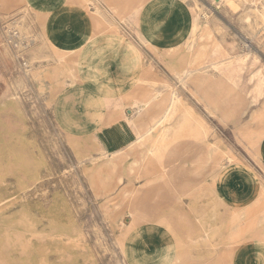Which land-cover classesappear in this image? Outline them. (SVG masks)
I'll return each instance as SVG.
<instances>
[{
	"label": "rangeland",
	"instance_id": "1",
	"mask_svg": "<svg viewBox=\"0 0 264 264\" xmlns=\"http://www.w3.org/2000/svg\"><path fill=\"white\" fill-rule=\"evenodd\" d=\"M255 1L258 8L250 0H126L121 11L132 36L111 39L103 53L84 49L79 61L44 39L42 17L29 3L0 0V264L170 262L156 232L131 230L152 216L157 224L167 206L202 208L194 218L212 244L187 247L175 238L176 264H199L200 250L203 263L229 254L230 226L218 248L206 219L221 206L211 191L220 169L260 164L264 21L256 8L264 3ZM83 3L101 11L102 0ZM118 51L125 75L142 67L132 77L142 82L141 97L113 104L102 135L67 133L54 117L55 99L79 78L77 67H89L96 80L95 67H114ZM188 74L223 81L221 111ZM184 172L200 182L186 194L175 183Z\"/></svg>",
	"mask_w": 264,
	"mask_h": 264
},
{
	"label": "crops",
	"instance_id": "2",
	"mask_svg": "<svg viewBox=\"0 0 264 264\" xmlns=\"http://www.w3.org/2000/svg\"><path fill=\"white\" fill-rule=\"evenodd\" d=\"M25 1L41 15L44 39L58 50L75 53L79 61L85 57V53L89 56L93 49L105 52L111 39L124 42L127 34L132 36L126 26L127 23L131 25V22H128L129 16L125 11H121L126 5V0H102V4H99L100 15L86 8L83 0ZM141 7L142 4L140 9ZM84 49L87 52L84 53ZM118 52L114 57V67H95L100 74L96 80L89 77V67H77L79 78L64 86L55 99L52 108L54 117L67 133L102 135L105 128L103 121L114 116L113 104H127L131 103V97H141L142 82L132 77H140L142 67H133L129 74L125 75V67L117 65L125 62L126 55ZM103 71L108 75H101ZM258 157L259 165L252 161L228 164L221 168L213 179L211 191L221 206L212 210L208 214L210 218L206 219V223L210 221L211 226L208 231L211 238L209 241L218 242L214 246L219 248L227 236L228 224L231 245L229 254L226 253L228 256L220 252L221 258L214 259L213 262L205 257L203 263L204 253L200 250L199 264H264V172L261 169L264 168V137L258 147ZM185 173L187 172L175 181L183 194L196 189L200 184L199 179ZM200 186L198 190L201 189ZM165 195L166 201L172 200L171 190L167 189ZM161 210L165 213L157 214V224L152 216L149 225L142 224L131 229L134 232L150 229L157 233L160 239L158 241L162 246L166 245L169 250L168 257L172 258L170 262L167 260L161 264H176L172 252L174 247H178L174 244L175 238H179V241L184 239L188 242L185 245L187 247L202 249L212 245L206 243L207 235L202 237V230L194 218L200 214L198 212L201 211L198 210L202 208L197 209L195 213H185L180 208L168 206ZM160 217L163 218L161 222ZM240 220H246V223L240 225ZM169 232L173 233V236ZM192 242L197 243L192 245ZM128 261L134 264L130 259Z\"/></svg>",
	"mask_w": 264,
	"mask_h": 264
},
{
	"label": "bare ground",
	"instance_id": "3",
	"mask_svg": "<svg viewBox=\"0 0 264 264\" xmlns=\"http://www.w3.org/2000/svg\"><path fill=\"white\" fill-rule=\"evenodd\" d=\"M245 1V0H244ZM247 2V1H246ZM250 4L257 7V4L255 0H250ZM261 5V10H257L258 16L261 20L264 21V6ZM250 10V9H249ZM255 10V9H254ZM255 10V11H256ZM256 14V13H255ZM190 21V20H189ZM192 23V22H191ZM195 23V22H194ZM194 26V25H193ZM190 32V31H189ZM169 36V35H168ZM193 57V56H192ZM196 57V56H195ZM194 58V57H193ZM198 59V58H197ZM190 62V61H189ZM195 62V61H194ZM206 73V72H205ZM188 82L190 81L192 85L198 90L204 100L207 102V104L214 110L216 111H221V105L222 103L225 102V100L222 99L221 97V92H220V86L221 83L223 82L221 79H212L206 75L203 76H196L192 74H188L187 78ZM194 93V92H193ZM172 101V100H171ZM173 111V110H172ZM178 123V122H176ZM143 157V156H142ZM113 161V160H112ZM118 165V164H117ZM116 165V166H117ZM132 165V164H131ZM111 166V165H110ZM115 171V170H114ZM140 245H143L141 243Z\"/></svg>",
	"mask_w": 264,
	"mask_h": 264
},
{
	"label": "built area",
	"instance_id": "4",
	"mask_svg": "<svg viewBox=\"0 0 264 264\" xmlns=\"http://www.w3.org/2000/svg\"><path fill=\"white\" fill-rule=\"evenodd\" d=\"M259 1H262L264 3V0H259Z\"/></svg>",
	"mask_w": 264,
	"mask_h": 264
}]
</instances>
